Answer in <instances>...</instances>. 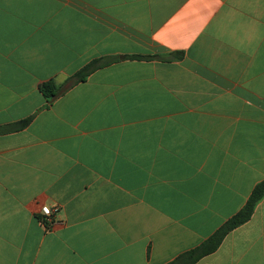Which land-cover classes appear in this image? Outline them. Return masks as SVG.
<instances>
[{"label":"crops","instance_id":"0c3cea01","mask_svg":"<svg viewBox=\"0 0 264 264\" xmlns=\"http://www.w3.org/2000/svg\"><path fill=\"white\" fill-rule=\"evenodd\" d=\"M263 180L264 0H0V264H184Z\"/></svg>","mask_w":264,"mask_h":264},{"label":"trees","instance_id":"16d2710c","mask_svg":"<svg viewBox=\"0 0 264 264\" xmlns=\"http://www.w3.org/2000/svg\"><path fill=\"white\" fill-rule=\"evenodd\" d=\"M131 59H143L144 57L139 56H128ZM103 64L99 60H94L83 69H81L74 77L71 79L74 83L84 80L93 71L101 68ZM40 91L47 100H52L58 95L59 88L54 81H48L40 86ZM31 121V118L25 119L19 123H15L9 126L8 130H18L20 128L26 127ZM264 197V180L258 183L254 190L252 191L249 199L247 200L245 206L233 216L226 224H224L210 239L204 242L200 247L191 250L183 254L180 259L184 260V264H194L202 257L214 252L222 243L225 236L237 228L238 226L247 222L253 215L254 209L260 200Z\"/></svg>","mask_w":264,"mask_h":264},{"label":"built area","instance_id":"2783aa9c","mask_svg":"<svg viewBox=\"0 0 264 264\" xmlns=\"http://www.w3.org/2000/svg\"><path fill=\"white\" fill-rule=\"evenodd\" d=\"M57 208L55 209H52L51 207L47 206V205H44L41 207V214L44 216V219L47 223H50L52 222V214L54 212H57Z\"/></svg>","mask_w":264,"mask_h":264}]
</instances>
